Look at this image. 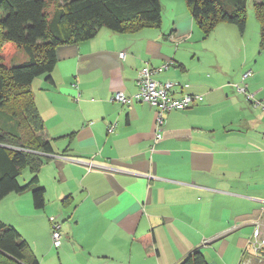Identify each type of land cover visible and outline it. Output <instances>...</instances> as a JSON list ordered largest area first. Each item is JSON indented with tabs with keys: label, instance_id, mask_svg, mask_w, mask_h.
I'll list each match as a JSON object with an SVG mask.
<instances>
[{
	"label": "crops",
	"instance_id": "0c3cea01",
	"mask_svg": "<svg viewBox=\"0 0 264 264\" xmlns=\"http://www.w3.org/2000/svg\"><path fill=\"white\" fill-rule=\"evenodd\" d=\"M57 1L47 0L50 13ZM161 12L158 25L59 45L54 70L31 83L52 152L37 172L21 170V184L36 174L37 185L0 197V221L40 264H180L196 250L209 264H264L250 243L256 227L264 238V108L234 85L264 102L260 27L221 22L206 34L186 0H161ZM22 48L7 42L0 57L21 63ZM164 65L154 78L204 100L166 112L155 141L156 108L112 97L134 95L140 71ZM52 216L62 224L57 252Z\"/></svg>",
	"mask_w": 264,
	"mask_h": 264
},
{
	"label": "trees",
	"instance_id": "16d2710c",
	"mask_svg": "<svg viewBox=\"0 0 264 264\" xmlns=\"http://www.w3.org/2000/svg\"><path fill=\"white\" fill-rule=\"evenodd\" d=\"M199 27L208 34L221 22L247 27L249 0H186ZM47 0H0V50L7 42L23 47L28 59L13 65L0 57V197L38 184V177L21 184L24 166L37 172L52 152L45 122L35 104L32 81L50 75L57 63L56 48L97 35L101 28L115 32L158 25L161 0H58L52 13ZM264 49V1L254 0ZM34 204L45 203V189L33 188ZM141 239V238H140ZM19 231L0 221V264H40L28 253ZM180 264H209L200 250Z\"/></svg>",
	"mask_w": 264,
	"mask_h": 264
},
{
	"label": "built area",
	"instance_id": "2783aa9c",
	"mask_svg": "<svg viewBox=\"0 0 264 264\" xmlns=\"http://www.w3.org/2000/svg\"><path fill=\"white\" fill-rule=\"evenodd\" d=\"M126 52H121L120 56L124 58ZM167 68V65L161 66L157 69H152L148 66L144 67L139 74L137 84L138 91L132 95L127 96L122 91H117L114 93L112 100L122 103L130 104L134 100L143 101L149 103L152 107L157 110L156 117V133L155 141H158L163 136V129L165 124V113L172 110H183L189 108L197 101L204 100L203 95L193 94L189 92L183 93L180 97L175 95V88L182 86L181 83L171 80L160 81L154 78L153 74L160 72ZM251 74V71H246L243 74V79H246ZM236 89L240 92H244L246 98L255 107H263L264 102L261 99L256 98L255 94L250 92L247 85L242 86L237 83L234 84ZM115 125L109 127V131H114ZM52 226V243L55 248H60L63 245V235H62V224L56 218V216L51 217ZM251 246L255 251L264 249V238L262 237V232L260 227H256L253 232V237L250 240Z\"/></svg>",
	"mask_w": 264,
	"mask_h": 264
},
{
	"label": "rangeland",
	"instance_id": "374dc122",
	"mask_svg": "<svg viewBox=\"0 0 264 264\" xmlns=\"http://www.w3.org/2000/svg\"><path fill=\"white\" fill-rule=\"evenodd\" d=\"M257 1H264V0H257ZM247 17H248L247 23L250 26L251 32H252V29H256L257 30V27H260V23H259L258 19L256 18V15H255L254 0H249V2H248ZM18 50H19L20 53L22 52V50L25 51V49H23V48L22 49H18ZM17 59H18V56H16L14 58V61H15L14 63H16ZM55 251L57 252L58 249L55 248Z\"/></svg>",
	"mask_w": 264,
	"mask_h": 264
}]
</instances>
